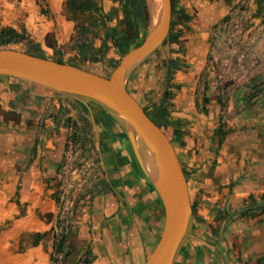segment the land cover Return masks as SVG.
Instances as JSON below:
<instances>
[{
  "label": "rangeland",
  "instance_id": "374dc122",
  "mask_svg": "<svg viewBox=\"0 0 264 264\" xmlns=\"http://www.w3.org/2000/svg\"><path fill=\"white\" fill-rule=\"evenodd\" d=\"M70 1L0 0V32L12 29L20 35L9 47L37 49L47 58L108 76L123 56L111 31L133 46L143 40L145 29L135 25L133 10L123 0H75L96 5L97 10L81 12L71 10ZM256 1L179 0L178 7L192 19L173 27L180 33L178 42L167 41L141 64L128 79V90L150 111L166 88L168 61L177 58L184 65L173 80L181 85L173 95L179 110L187 102L180 104V97L194 96L201 103L207 94L227 118L240 106L235 99L263 95L264 3ZM0 83V264H85L89 257L82 229L102 178L101 142L108 135L106 126H116L98 107H91V115L65 96L8 77H0ZM34 140L38 156L18 187L14 161ZM197 224L193 215L192 233ZM36 232L42 237L31 246ZM62 235L64 251L55 253L53 244ZM241 252L240 264L257 257Z\"/></svg>",
  "mask_w": 264,
  "mask_h": 264
},
{
  "label": "crops",
  "instance_id": "0c3cea01",
  "mask_svg": "<svg viewBox=\"0 0 264 264\" xmlns=\"http://www.w3.org/2000/svg\"><path fill=\"white\" fill-rule=\"evenodd\" d=\"M173 80L179 85L174 95L181 85ZM179 101H187L185 107L179 110L171 99L174 126L163 130L177 141L173 145L199 224L175 264H240L239 249L256 254L252 264H257L264 256V211L250 217L238 213L252 200H264V94L235 99L240 106L227 118L207 94L201 103L194 96ZM107 133L101 142L102 178L82 229L85 254L88 264H143L160 235L162 206L118 128L110 126ZM235 245L236 251L226 253Z\"/></svg>",
  "mask_w": 264,
  "mask_h": 264
},
{
  "label": "water",
  "instance_id": "95a60500",
  "mask_svg": "<svg viewBox=\"0 0 264 264\" xmlns=\"http://www.w3.org/2000/svg\"><path fill=\"white\" fill-rule=\"evenodd\" d=\"M143 2L146 17L143 40L121 57L108 76L17 48L1 47L0 77L65 96L91 115V107H98L111 117L162 206L160 235L143 264H175L180 250L193 236L186 175L170 138L127 89L131 74L163 46L170 31L172 8L170 0Z\"/></svg>",
  "mask_w": 264,
  "mask_h": 264
},
{
  "label": "trees",
  "instance_id": "16d2710c",
  "mask_svg": "<svg viewBox=\"0 0 264 264\" xmlns=\"http://www.w3.org/2000/svg\"><path fill=\"white\" fill-rule=\"evenodd\" d=\"M170 1H171V8H172V19H171V23H170V31H169V34H168L167 38L165 39L164 43H166L167 41L170 43H177L178 39L180 37V33L179 32H173V27L176 24H186V23L190 22V20L192 19V16L187 14L184 11V9H182L181 7H178L179 0H170ZM227 1H229V0H227ZM257 1H260V0H257ZM123 2L127 6L132 8V10H133L132 17H133V20L135 22V25H141V27L143 29H145L146 17H145L143 0H123ZM69 6H70V9L75 11V12H81V11H88V10H95L96 9V5L94 4L93 1L76 2L75 0H71L69 2ZM258 6H259V4H258ZM18 36H20V35L17 34L12 29L1 30V32H0V48L1 47H9L11 44L18 42V40L16 39V38H18ZM109 37L112 40L113 45L118 49V51L121 55H124L128 50L139 45L142 42V39H141L139 42H137L136 44L131 46L130 42L121 41L117 37L115 30L111 31V33L109 34ZM25 51L30 53V54L36 55V56L44 57L37 49H35V50H28L27 49ZM53 60L60 62V63L64 62L60 58H55ZM179 62L180 61L178 59H170L168 64H167V74H166L167 84H166V89L163 92V95H162V98L160 100L159 105H154L150 111H146L144 108L147 116L158 127L162 128V129H166L169 126H174V123L169 120V115H170L169 108L172 106L171 99L173 98V89H176V90L179 89V85H175L172 83V80L174 78V73L177 70H180L181 67H184V65L180 64ZM70 64L78 66L77 63H70ZM203 100L206 101L207 99L204 98ZM109 119L114 123V121L111 119V117H109ZM69 120H71V118L68 117L67 121L69 122ZM84 124L87 127L90 125L87 119H84ZM174 130H175L174 131L175 134L178 135L177 127H174ZM120 135H121V138L124 140V142L127 144V140L125 139L124 135L122 133H120ZM171 141H172V143L177 142L175 139H172ZM65 148H67V144L65 145ZM127 148L129 150V153L131 154L130 149L128 147V144H127ZM192 210H193V212L195 211L193 205H192ZM263 211H264V200H261V201L252 200L251 203L248 205V207L246 209L240 211L238 213V215L242 216V217H250V216H254L256 214V212H263ZM65 239H66L65 235H62L56 242H54L53 251L55 253H63L64 248H65ZM88 262H89L88 260H85V264H88Z\"/></svg>",
  "mask_w": 264,
  "mask_h": 264
},
{
  "label": "flooded vegetation",
  "instance_id": "af4514ba",
  "mask_svg": "<svg viewBox=\"0 0 264 264\" xmlns=\"http://www.w3.org/2000/svg\"><path fill=\"white\" fill-rule=\"evenodd\" d=\"M173 59H177V58H173ZM179 60V59H178ZM180 61V60H179ZM169 62V61H168ZM180 63V62H179ZM179 71V70H177ZM176 71V72H177ZM175 72V73H176ZM174 73V74H175ZM167 74V72H166ZM174 79V78H173ZM167 84V82H166ZM129 91V90H128ZM137 100V99H136ZM141 105V104H140ZM142 106V105H141ZM143 107V106H142ZM144 108V107H143ZM107 130L109 129V126L107 127ZM108 136V135H107ZM103 139V136H102ZM67 143V141H66ZM20 156L18 157L17 162L14 161V165L17 168V173H18V187H19V183L26 177L29 176V165L31 164L32 160L34 158H36L38 156L37 153V143L34 140L33 143L27 147H24L22 152L19 153ZM42 163V155L40 154L38 157V162L37 165H39V167L41 166ZM41 173V172H40ZM18 192V189L16 190V194ZM42 235L39 232L34 233V236L32 237V241H31V246H36L37 243L39 242V240L41 239ZM54 245V244H53Z\"/></svg>",
  "mask_w": 264,
  "mask_h": 264
}]
</instances>
